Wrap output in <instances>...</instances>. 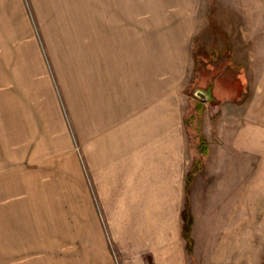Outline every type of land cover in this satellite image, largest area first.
<instances>
[{"label": "rangeland", "instance_id": "rangeland-1", "mask_svg": "<svg viewBox=\"0 0 264 264\" xmlns=\"http://www.w3.org/2000/svg\"><path fill=\"white\" fill-rule=\"evenodd\" d=\"M180 3L187 4L185 16L163 17L170 20L165 29L185 19L194 27L176 87L181 112H186L189 174L196 168L195 158H201L195 153L201 133L212 149L196 182L192 175L189 195L199 202L233 203L228 211L235 219L234 238H249L251 264H264V0H169L165 12L172 13ZM119 7L118 0H0V108L9 96L17 114L21 107L22 116L33 120L38 101L22 77L38 80L44 86L42 105L51 98L57 104L60 141L57 150L43 144L45 152H40L39 144L33 140L25 145L18 134L0 139V264H32L37 257L30 253L69 264H123L100 184L90 168L96 149L93 124L83 119V103L76 94L85 44L100 37L114 39L128 25ZM197 89L207 91L209 98L201 99L194 93ZM222 148L223 157L214 156ZM210 167L221 168L214 173ZM18 172L20 177L32 173L39 183L57 181L61 188L20 194L27 202L43 198L59 204L58 225H49L46 232L38 229L39 239L15 232L13 240L7 239L13 233L9 235L3 222L2 206L15 192L2 190L6 185L1 184L7 177L16 179ZM46 208L50 215L49 203ZM217 211L225 210L218 205ZM18 243L26 246L25 256L18 253Z\"/></svg>", "mask_w": 264, "mask_h": 264}, {"label": "crops", "instance_id": "crops-1", "mask_svg": "<svg viewBox=\"0 0 264 264\" xmlns=\"http://www.w3.org/2000/svg\"><path fill=\"white\" fill-rule=\"evenodd\" d=\"M118 1L120 14L128 19V25L121 28L114 39L100 37L85 44L83 78L76 94L83 103V119L93 124L91 135L96 149L90 168L93 179L100 184L99 191L109 213L112 233L118 240L123 264H251L249 238L246 241L241 236L234 238L235 219L228 211L233 203L227 200L199 202L190 194L191 251L184 234L183 212L190 171L187 167L186 112H181L176 87L182 78L188 40L194 27L193 22L185 19L165 29L170 20L163 16L184 15L187 4L180 3L181 7L171 13L165 12L169 0ZM155 14L162 17L154 18ZM210 25H215L212 19ZM22 81L30 86L38 101L35 104L37 115L33 120L28 119L30 115L20 113L21 107L17 114L7 96V104L0 108V119L3 114L0 139L4 142L11 134H18L25 145L32 144L33 140L39 144L36 151H43V144H50L51 148L55 145L57 150L60 142L57 104L51 98L49 104L42 105L39 97L44 86L38 80L23 76ZM201 137L202 133L195 147L196 156L202 155ZM208 147L201 162L197 164V158L193 162L195 182L211 155L210 143ZM224 151L222 148L217 151L219 156L216 152L214 156L223 157ZM214 168L210 170L216 173L221 167ZM18 169L23 170L20 165ZM22 175L20 177L18 172L16 179L7 177L1 184L6 185L2 190L15 192L13 196L6 194L8 198L2 206L3 222L9 226V235L13 233L8 240L15 238L14 232L34 234L29 239H39V230L46 232L49 225L59 223L57 201L41 198L32 203L19 199L25 191H59L57 181L39 183L32 173L23 172ZM27 179H34L36 183L28 184ZM197 185L195 183V187ZM227 188L226 185L229 191ZM218 205L225 211L216 212ZM21 251L25 256L26 246L18 243V253ZM32 255L37 257L32 264H69L50 256L33 253L29 256ZM14 264L28 263L24 260V263L16 261Z\"/></svg>", "mask_w": 264, "mask_h": 264}, {"label": "trees", "instance_id": "trees-1", "mask_svg": "<svg viewBox=\"0 0 264 264\" xmlns=\"http://www.w3.org/2000/svg\"><path fill=\"white\" fill-rule=\"evenodd\" d=\"M213 13V10H212ZM213 22V20H212ZM209 147H208V143L207 140L204 136L201 137V142H200V151H201V156H205L208 153ZM201 162V159L198 160L199 164ZM192 173L188 175V180H187V191H188V195L186 198V206L183 212V216H184V234L188 240V249L191 251L192 249V237H191V229H192V224H193V213L191 211V207H190V197H189V185H191L193 179H192V175L194 174V170L191 171Z\"/></svg>", "mask_w": 264, "mask_h": 264}, {"label": "water", "instance_id": "water-1", "mask_svg": "<svg viewBox=\"0 0 264 264\" xmlns=\"http://www.w3.org/2000/svg\"><path fill=\"white\" fill-rule=\"evenodd\" d=\"M197 96H199L201 99L207 100L209 98V93L207 91H203L201 89H197L194 92Z\"/></svg>", "mask_w": 264, "mask_h": 264}]
</instances>
